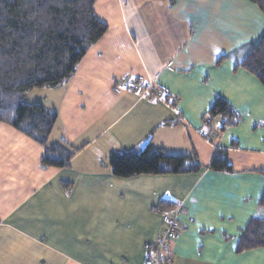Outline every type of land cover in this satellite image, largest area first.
Wrapping results in <instances>:
<instances>
[{
    "label": "crops",
    "instance_id": "1",
    "mask_svg": "<svg viewBox=\"0 0 264 264\" xmlns=\"http://www.w3.org/2000/svg\"><path fill=\"white\" fill-rule=\"evenodd\" d=\"M94 10L107 32L73 78L28 93L57 113L47 147L74 151L69 165H41L45 149L0 124V264H146L172 217L170 264H264V249L235 251L248 223L264 218V87L240 68L264 33L259 9L246 0H98ZM157 88L172 104L150 97ZM216 98L241 122L205 137ZM147 145L194 156L201 169L111 174L114 151ZM217 150L232 173L209 169ZM161 200L180 210L153 212Z\"/></svg>",
    "mask_w": 264,
    "mask_h": 264
},
{
    "label": "trees",
    "instance_id": "2",
    "mask_svg": "<svg viewBox=\"0 0 264 264\" xmlns=\"http://www.w3.org/2000/svg\"><path fill=\"white\" fill-rule=\"evenodd\" d=\"M97 1L0 0V124L43 147L41 165L45 167L66 168L75 152L59 145L47 147L57 113L38 103H26V96L34 90L61 88L73 78L82 58L107 32V26L95 15ZM175 1L169 0L170 5ZM246 1L255 5L264 17V0ZM240 68L264 87V33ZM150 97L172 104L170 96L158 88ZM240 122L241 117L230 103L221 98L214 100L202 119L205 137L215 130L224 132L236 127ZM108 165L111 174L119 178L183 175L201 169L194 156L167 155L162 150H151L148 145L139 152L114 151ZM209 169L233 172L226 151H216ZM258 173L264 175V171ZM62 187L69 192L71 184L62 183ZM258 206L264 209V191ZM178 210L179 206L168 200H161L152 208L156 213L174 214ZM156 246L157 243L151 248L153 253ZM258 249H264V219L254 218L242 231L235 251L242 254ZM150 260L149 255L147 262Z\"/></svg>",
    "mask_w": 264,
    "mask_h": 264
},
{
    "label": "built area",
    "instance_id": "3",
    "mask_svg": "<svg viewBox=\"0 0 264 264\" xmlns=\"http://www.w3.org/2000/svg\"><path fill=\"white\" fill-rule=\"evenodd\" d=\"M219 134V131H213V137L217 138ZM177 231L178 223L176 218L172 217L168 219L165 228L157 236V246L154 250V256L146 264H170L171 258L168 249L172 240L176 237Z\"/></svg>",
    "mask_w": 264,
    "mask_h": 264
},
{
    "label": "rangeland",
    "instance_id": "4",
    "mask_svg": "<svg viewBox=\"0 0 264 264\" xmlns=\"http://www.w3.org/2000/svg\"><path fill=\"white\" fill-rule=\"evenodd\" d=\"M41 90H45V89H41ZM34 92H38V91H34ZM38 94L39 93H32L31 95H28L27 94V96H26V103H28V104H34V103H36V102H38L39 103V101H42V100H39L38 98H37V96H38ZM264 219V218H263Z\"/></svg>",
    "mask_w": 264,
    "mask_h": 264
}]
</instances>
